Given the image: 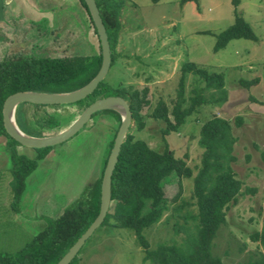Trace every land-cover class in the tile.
Segmentation results:
<instances>
[{
  "label": "rangeland",
  "instance_id": "1",
  "mask_svg": "<svg viewBox=\"0 0 264 264\" xmlns=\"http://www.w3.org/2000/svg\"><path fill=\"white\" fill-rule=\"evenodd\" d=\"M118 1L121 27L115 46L117 56L104 77V82L110 86L105 91L113 94L117 88H122L130 93L136 87L149 86L151 104L149 108L144 107L143 127L138 130L131 120L133 139L145 141L158 152L172 149L176 157L185 161L193 176L201 166L203 148L198 138L202 123L215 115L228 121L235 137L230 166L234 177L240 181L241 193L237 203L226 209L225 222L212 239L209 252L223 264L264 260V246L250 237L251 233L264 228V0H241L236 9L231 0ZM33 2L48 8L55 17L64 14L69 25L71 21L74 31L69 40L77 37L84 41L81 46H87L88 34L95 40L94 32H87L83 12L74 9L72 0ZM113 2L117 5L116 0ZM1 12L7 18L14 17L15 22L16 19L28 21L10 5ZM236 13L252 28L257 41L232 39L215 51L217 35L234 23ZM8 27L6 25L5 29ZM2 30L0 28V32ZM49 33H36V43L42 47L48 44ZM24 42L27 46H17L18 51L14 49V52L29 53V42ZM2 44L0 35V56L7 51ZM44 49L39 51L43 53ZM89 53L87 50L83 54ZM185 62H193L210 73H221L223 90L218 92L215 87L204 90L205 104L185 116L178 131L168 134L163 131L165 120L149 113L160 99L168 103L170 110L177 99L181 66ZM242 81L252 84L247 86ZM185 83L187 101L183 107L189 105L193 88L205 85L203 79L193 73L186 74ZM90 99L87 95L78 103L37 105L38 110L34 112L33 104L24 103L16 107L14 121L26 132L27 127L35 129L34 124L26 121L39 118L47 110L54 112L59 120L57 133L74 122ZM117 114L104 110L95 112L73 136L47 149L14 144L16 153L35 162L36 166L25 179L22 195L13 203V193L5 185L12 178L10 155H2L4 143H0V252H17L31 242L85 187L99 178L114 133L111 131L114 125L110 126L108 121L117 120ZM166 188L169 209L159 222L143 230L150 249L159 244L181 245L186 233H196L195 220L183 217L186 213L194 215L196 208L182 202L195 200L192 199L193 179L182 177L178 182L175 175H171ZM144 255L131 229L104 222L86 239L71 264H155L145 260Z\"/></svg>",
  "mask_w": 264,
  "mask_h": 264
},
{
  "label": "trees",
  "instance_id": "2",
  "mask_svg": "<svg viewBox=\"0 0 264 264\" xmlns=\"http://www.w3.org/2000/svg\"><path fill=\"white\" fill-rule=\"evenodd\" d=\"M95 1L106 28L111 63H114L117 56L115 46L121 27L120 2L116 0L117 5H115L113 2L115 0ZM80 2L92 22L85 1L80 0ZM231 2L236 9L241 0H231ZM94 33L97 35L95 28ZM239 38L257 41L252 28L236 13L234 23L217 35L214 50L217 51L225 47L230 40ZM101 60L100 44L98 50L93 49L88 55L70 52L64 56H51L31 51L9 55L5 52L3 56H0V136L5 138L4 151L8 152L11 160L12 203L22 195L25 179L36 165L35 162L16 153L14 144L19 143L9 136L3 125L4 100L17 91L68 92L80 88L95 76ZM181 72L177 99L170 105V110H168V103L160 99L149 113L154 118L165 120L166 127L163 131L168 134L178 131L185 116L198 111V108L205 104L204 90L213 87L217 88L218 92L223 90L221 73L207 72L193 62L183 63ZM187 73L199 75L205 85L193 88L194 95L189 97V105L183 107L187 101L184 97ZM242 82L247 86L252 84L249 83L250 81ZM109 87L104 79L100 81L88 95L91 99L87 105L104 96H120L129 104L131 120L137 124V129L142 128L144 107L149 108L151 104L149 86L136 87L130 93L125 92V89L117 88V92L113 94L105 91ZM214 98L217 97L214 96ZM216 102L221 103V101ZM23 103L33 104L35 107L42 105ZM86 106L82 107V110ZM104 111L117 114L110 109ZM116 117L117 120L108 121L110 126L112 123L114 125V128L113 126L111 128L114 133L108 143V153L113 146L121 122L119 114ZM38 119V123L32 122L35 129L27 127V134L45 136L58 131L60 123L53 114L43 113ZM237 123L240 124V122ZM132 129L130 122L112 173L111 202L102 223L110 222L115 226L131 229L145 251L144 259L151 260L155 264H223L219 258L211 256L210 244L217 230L225 222L226 209L237 203V196L241 193L240 181L234 177V171L230 166V159L233 158L230 152L235 137L230 132L228 121L215 115L202 123L198 138L199 145L203 148L201 166L194 176L192 170L185 166V161L176 157L172 149L166 148L158 152L145 141L134 140ZM41 149H47V147ZM107 158L103 162L99 178L92 185L85 187L81 194L70 202L57 218L51 220L48 227L36 235L31 242L17 252H0V264H56L98 215L100 183ZM171 175H175L178 182L182 177L193 179L192 199L195 200L182 202L188 205L193 204L196 208L194 215L191 213L183 215L185 219L195 220L196 233L194 235L186 233L181 245L159 244L150 249L143 230L159 222L164 211L169 209L170 197L166 186ZM250 237L252 241H259L264 246V228L261 232L251 233ZM74 259L75 257L69 264ZM245 264H264V260L250 261Z\"/></svg>",
  "mask_w": 264,
  "mask_h": 264
},
{
  "label": "water",
  "instance_id": "3",
  "mask_svg": "<svg viewBox=\"0 0 264 264\" xmlns=\"http://www.w3.org/2000/svg\"><path fill=\"white\" fill-rule=\"evenodd\" d=\"M89 11L93 26L96 30L100 48L101 65L95 76L85 85L68 92H37V91H17L6 97L2 106L3 125L6 132L19 144L32 148H42L61 143L73 136L81 127L88 122L91 116L100 110L114 109L121 115V122L116 132L113 146L108 155L106 165L103 170L100 186L99 212L86 230L76 239L65 254L56 264H69L77 252L89 238L94 230L102 223L111 202V177L118 159L121 144L126 135L131 122V111L127 101L117 95L104 96L94 100L86 106L74 122L55 134L45 136H33L22 131L14 121V113L18 104L29 102L34 104H65L73 103L85 98L97 87L106 75L111 64V52L106 28L101 18L95 0H84Z\"/></svg>",
  "mask_w": 264,
  "mask_h": 264
},
{
  "label": "crops",
  "instance_id": "4",
  "mask_svg": "<svg viewBox=\"0 0 264 264\" xmlns=\"http://www.w3.org/2000/svg\"><path fill=\"white\" fill-rule=\"evenodd\" d=\"M34 0H0V28L2 30V27L4 28L1 32V42L3 43L2 45L7 47L6 54H12L16 53L18 51L17 46L19 47H25V42H29L28 46L30 49V52L33 51L36 54H41V55H51V56H64L70 52H74L77 54H83L85 51L90 50L92 51L98 47L99 39L98 36L96 35L95 40H93L92 35L88 34V40L86 41L87 46H81V44L84 43V41H81L77 37L72 38L69 40V35L71 32L74 31V26L72 25L70 21L65 18L64 14L57 15L58 17H55L54 14L49 12L48 8H41L40 6H37ZM71 2V0H68ZM74 2V9L76 8V11H82V13L85 17L86 25L87 27V32L89 33L90 30L94 32V26L93 23L90 22L88 13L86 9L84 8L83 4L80 2V0H72ZM8 5L12 6V10L14 12L16 11V14L18 13L20 15H24L26 19H28L27 22H22L21 20L15 22L14 17L12 18H7L3 16L4 14L1 12V9L3 10L6 8ZM35 11V13H34ZM79 13V12H78ZM77 17V16H75ZM37 22V23H36ZM44 22V23H40ZM28 23V25H27ZM91 23V24H89ZM6 25L10 26L6 30ZM39 26V27H37ZM72 28V29H71ZM31 32V36L29 33ZM51 34L50 36V42L46 44L44 47L38 45L36 42L38 39L36 37V33H40V35H46L43 33H48ZM2 33V34H1ZM62 33L65 34V36H62ZM95 34V33H94ZM93 34V35H94ZM68 36V37H66ZM71 36H74V33H72ZM77 36V35H75ZM66 37V38H65ZM66 39V40H64ZM45 48V49H44ZM14 49L16 51L14 52ZM20 49V48H19ZM40 50H43L45 52H40ZM47 49V50H46ZM58 50V51H56ZM56 51V52H54ZM58 52V53H57ZM24 53V52H22ZM104 79V78H103ZM28 104V103H27ZM18 105H25L24 103L18 104ZM31 105V104H28ZM43 105V104H42ZM24 110V109H23ZM38 110V108H37ZM36 107L32 108V111H37ZM47 110L43 111V113H50V111L46 112ZM23 115V113H21ZM53 114H55L53 112ZM78 116V115H77ZM76 118V117H75ZM38 119V118H37ZM37 119H30L27 120L26 122L30 123H38ZM35 123V124H36ZM87 123V122H86ZM29 124V123H28ZM23 131V130H22ZM26 133V132H25ZM0 143H5V138L4 136H0ZM2 151H4V147H2ZM5 152V151H4ZM2 155L7 156L9 155L8 152L2 153ZM5 159V158H4ZM102 160V159H101ZM3 164V163H2ZM10 181L8 180L7 185L8 189H10ZM1 186V185H0ZM3 187V186H2ZM10 201V199H8ZM9 253V252H8Z\"/></svg>",
  "mask_w": 264,
  "mask_h": 264
}]
</instances>
